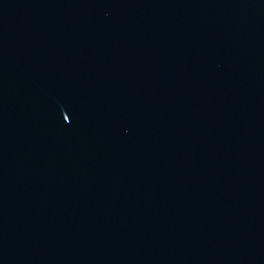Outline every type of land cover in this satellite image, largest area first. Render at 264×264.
Segmentation results:
<instances>
[{
    "label": "water",
    "instance_id": "obj_1",
    "mask_svg": "<svg viewBox=\"0 0 264 264\" xmlns=\"http://www.w3.org/2000/svg\"><path fill=\"white\" fill-rule=\"evenodd\" d=\"M0 264H264V0H0Z\"/></svg>",
    "mask_w": 264,
    "mask_h": 264
},
{
    "label": "snow or ice",
    "instance_id": "obj_2",
    "mask_svg": "<svg viewBox=\"0 0 264 264\" xmlns=\"http://www.w3.org/2000/svg\"><path fill=\"white\" fill-rule=\"evenodd\" d=\"M65 119H68V117H67V116H65Z\"/></svg>",
    "mask_w": 264,
    "mask_h": 264
}]
</instances>
